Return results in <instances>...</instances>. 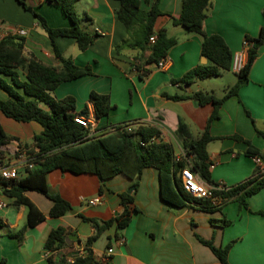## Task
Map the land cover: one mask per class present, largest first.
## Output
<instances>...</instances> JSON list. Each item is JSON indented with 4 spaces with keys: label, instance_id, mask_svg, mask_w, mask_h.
<instances>
[{
    "label": "crops",
    "instance_id": "0c3cea01",
    "mask_svg": "<svg viewBox=\"0 0 264 264\" xmlns=\"http://www.w3.org/2000/svg\"><path fill=\"white\" fill-rule=\"evenodd\" d=\"M26 2L45 17L49 26L71 25L60 6L47 0ZM158 5L163 15L156 27L164 28L177 43L169 49L163 68L150 64V73L139 78L132 64L140 52L131 48L118 52L115 49L127 38L124 25L114 16L119 2L77 0L75 9L83 17L81 27L98 36L83 51L72 37L58 36L55 44L60 53L76 65L90 66L91 74L63 82L50 94L58 99L73 96L77 111L86 106L93 115L89 92L108 94L114 108L106 116L95 118L94 135L116 124L138 121L157 128L160 138L172 142L176 153H180L175 135L179 122L182 121L193 136H198L206 126L212 104L199 105L193 99L172 100L168 96L209 91L199 80L190 84L179 81L186 71L207 63V59L200 55V37L171 23L170 16L180 15L182 0H159ZM142 8L147 10L149 5L142 3ZM0 21L25 30L22 37L26 54L44 64L59 65L47 33L17 0H0ZM263 24L264 0H210L202 21L204 31L220 35L233 54L243 49L246 36L257 37ZM147 54L145 52L143 57ZM6 97L0 88V99ZM218 113L219 117L211 122L209 131L221 138L212 140L206 147L211 160L210 173L214 181L231 186L249 178L256 167L254 157L244 154L247 147L264 148V140L255 130L256 127L264 131V42L258 46L249 71V82L239 88L237 95L227 98ZM0 127L6 135L13 137L0 146V158L3 159H11L19 148L29 149L33 136L42 130L35 121H15L1 112ZM136 177L118 173L101 183L92 173H73L58 168L49 171L45 176L48 192L67 200L73 212L49 216L52 201L37 191H26L28 199L46 217L41 223L28 227L21 239L13 233L25 223L27 209L24 205L11 204V199L0 189V200L3 201L0 205V262L48 264L44 242L49 232L58 226L67 231V246L60 252L68 257L83 254L84 240L95 232V227L80 215L97 221L112 219L122 210L119 194L128 193L136 207L128 225L116 231L113 222L91 244L93 254L99 260L108 247L113 248L109 260L100 261V264H220L211 249L195 235L210 240L216 247L230 244L229 264H264V187L247 197L246 207L231 200L221 210L206 212L195 204L178 208L167 206L160 197L157 169L145 167L139 179ZM134 180L138 181L136 187ZM95 197L100 199L98 203H87ZM210 218L217 222L211 224ZM222 219L230 223L222 227L218 222ZM115 232L124 238L123 244L116 242Z\"/></svg>",
    "mask_w": 264,
    "mask_h": 264
},
{
    "label": "trees",
    "instance_id": "16d2710c",
    "mask_svg": "<svg viewBox=\"0 0 264 264\" xmlns=\"http://www.w3.org/2000/svg\"><path fill=\"white\" fill-rule=\"evenodd\" d=\"M17 1L33 15L47 33L59 65H47L26 54L22 35H7L0 39V88L7 94L5 99H0V112L15 121H35L42 127L41 132L33 136L29 148L32 152L37 149L33 167L25 168L19 172L17 179L1 185V192L11 199V204L24 205L27 209L25 223L13 233L14 236L21 239L28 227L41 223L46 217L28 199L26 191H37L52 201L49 216H63L71 209L67 200L58 194H50L47 190L45 176L55 168L73 173H92L103 183L118 173L134 178L140 176L143 168L153 167L159 172L160 197L167 206L178 208L195 204L206 212L221 210L231 200H236L240 206L246 207L247 197L264 187V170L256 165L252 175L246 180L231 186L221 183L222 188H218L220 183L211 178V160L206 148L209 142L221 138L211 135L209 131L211 122L219 117V108L227 98L237 95L239 88L249 82V71L257 55L258 46L264 42V24L257 37L244 38L243 41L251 43V46L241 69L235 72L231 70L233 53L224 39L218 34H207L202 27L210 0H182L180 15L170 16L173 25H181L187 32L200 37V55L207 59V63L197 64L186 71L179 78L180 82L190 84L195 80L219 76L229 70L236 77L235 83L227 86L220 97L203 90L168 96L172 100L193 99L199 105L212 104L206 126L198 136H193L187 126L182 121L179 122L175 135L181 152L176 153L172 142L163 141L160 131L145 123H136L130 128L116 124L98 135H88V129L74 121L77 115L87 116L88 108L85 106L77 111L73 96L58 99L50 92L63 82L91 74V68L88 65L78 66L71 58L64 57L57 48L55 39L58 36L72 37L79 50L83 51L94 43L98 34H91L81 27L83 17L79 16L75 9L77 0H47L60 6L71 22L69 27H51L45 17L26 0ZM117 1L119 6L114 11V16L124 25L127 38L116 45L115 49L117 52L123 48L137 49L140 55L134 58L132 67L139 78H144L151 71L148 65L157 66L161 59L166 58L177 39L167 35L164 28L156 27L160 16L163 15L159 9V0ZM142 3L149 5V8H142ZM153 34L155 39L151 43L149 37ZM145 52L148 54L143 57ZM88 99L93 105L95 118L106 116L114 108L108 94L90 91ZM246 114L250 115L247 110ZM251 121L254 125L252 117ZM255 130L264 140V131L256 127ZM11 139L13 137L6 135L0 127V146ZM244 154L260 157L264 161V148L258 149L249 145ZM187 167L213 187L211 198H196L184 189L181 170ZM137 184L138 181L134 180L133 186L136 187ZM119 198L122 210L112 219L97 221L80 215L95 227V232L84 240L83 254L68 257L64 252H60L67 246V231L61 226L52 229L45 239L44 247L57 253L47 257L48 264H100V260L93 254L91 244L113 222L116 231L123 230L128 225L132 212L136 210L130 194L120 193ZM213 198H216V201ZM209 222L215 224L217 221L210 218ZM218 222L222 227L230 223L226 219ZM195 236L211 249L220 264H229L227 254L230 244L216 247L210 240ZM118 237L119 234L115 232V238ZM2 262L3 260L0 264Z\"/></svg>",
    "mask_w": 264,
    "mask_h": 264
},
{
    "label": "built area",
    "instance_id": "2783aa9c",
    "mask_svg": "<svg viewBox=\"0 0 264 264\" xmlns=\"http://www.w3.org/2000/svg\"><path fill=\"white\" fill-rule=\"evenodd\" d=\"M25 30L20 27H10L9 25L0 21V39L7 35H25ZM155 35H151L149 37V41L152 43L154 42ZM251 46V43L247 41H243V49L239 52H235L232 56L231 61V70L232 71H239L246 59L248 48ZM166 63V58L161 59L158 62L157 67L163 68ZM74 121L81 126L88 129V135H93V130L95 127V116L88 113L87 116L85 115H77L74 117ZM136 123H140L138 121L134 123H121L120 125L126 126L130 128L132 125ZM142 144V143H141ZM36 152L35 149L33 152L26 148H19L16 150L14 156L11 159H3L0 158V189L1 185L4 182H10L15 180L19 176V172L23 171L25 168H32L35 159H36ZM256 165L264 170V161L260 157H254ZM181 179L184 189L189 192L192 196L196 198H211L212 197V189L213 187L208 185L204 180H202L197 173L193 172L190 168H184L181 170ZM218 188H222V184L218 185ZM216 201V198H213ZM100 201L98 197L89 199L87 201L88 204H96ZM3 204V201L0 200V205ZM117 243L123 244L124 238L122 236L118 237L116 240ZM113 252L112 247H108L106 252L102 255L100 261L107 262L109 260V256ZM56 254L57 252L45 250L46 258L51 254Z\"/></svg>",
    "mask_w": 264,
    "mask_h": 264
},
{
    "label": "rangeland",
    "instance_id": "374dc122",
    "mask_svg": "<svg viewBox=\"0 0 264 264\" xmlns=\"http://www.w3.org/2000/svg\"><path fill=\"white\" fill-rule=\"evenodd\" d=\"M235 80V75L232 72H223L219 76L200 79L199 82L204 88H208V92H212L215 96H222L224 89ZM231 86V85H230Z\"/></svg>",
    "mask_w": 264,
    "mask_h": 264
},
{
    "label": "water",
    "instance_id": "95a60500",
    "mask_svg": "<svg viewBox=\"0 0 264 264\" xmlns=\"http://www.w3.org/2000/svg\"><path fill=\"white\" fill-rule=\"evenodd\" d=\"M204 60H206V58H204ZM136 179H139V176H137ZM69 211H70V212H73L72 209H70Z\"/></svg>",
    "mask_w": 264,
    "mask_h": 264
}]
</instances>
